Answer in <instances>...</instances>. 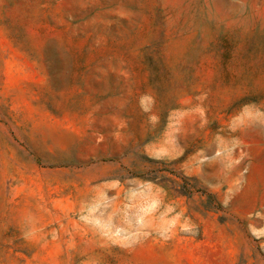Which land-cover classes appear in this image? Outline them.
I'll use <instances>...</instances> for the list:
<instances>
[{"label":"rangeland","instance_id":"374dc122","mask_svg":"<svg viewBox=\"0 0 264 264\" xmlns=\"http://www.w3.org/2000/svg\"><path fill=\"white\" fill-rule=\"evenodd\" d=\"M0 264H264V0H0Z\"/></svg>","mask_w":264,"mask_h":264}]
</instances>
